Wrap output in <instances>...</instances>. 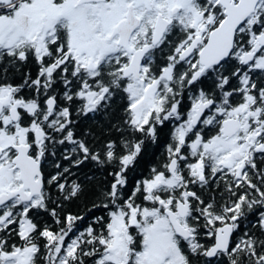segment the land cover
Masks as SVG:
<instances>
[{
	"label": "snow or ice",
	"instance_id": "1",
	"mask_svg": "<svg viewBox=\"0 0 264 264\" xmlns=\"http://www.w3.org/2000/svg\"><path fill=\"white\" fill-rule=\"evenodd\" d=\"M0 264H264V0H0Z\"/></svg>",
	"mask_w": 264,
	"mask_h": 264
}]
</instances>
